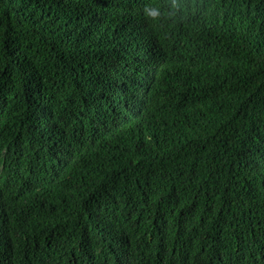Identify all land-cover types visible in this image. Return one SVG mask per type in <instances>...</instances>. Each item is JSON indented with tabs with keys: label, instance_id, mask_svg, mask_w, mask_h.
<instances>
[{
	"label": "trees",
	"instance_id": "16d2710c",
	"mask_svg": "<svg viewBox=\"0 0 264 264\" xmlns=\"http://www.w3.org/2000/svg\"><path fill=\"white\" fill-rule=\"evenodd\" d=\"M0 264H264V0H0Z\"/></svg>",
	"mask_w": 264,
	"mask_h": 264
},
{
	"label": "clouds",
	"instance_id": "9594fccd",
	"mask_svg": "<svg viewBox=\"0 0 264 264\" xmlns=\"http://www.w3.org/2000/svg\"><path fill=\"white\" fill-rule=\"evenodd\" d=\"M145 11L148 15L152 17H157L160 14V10L156 7H148Z\"/></svg>",
	"mask_w": 264,
	"mask_h": 264
}]
</instances>
